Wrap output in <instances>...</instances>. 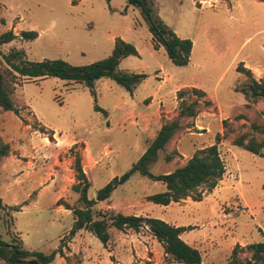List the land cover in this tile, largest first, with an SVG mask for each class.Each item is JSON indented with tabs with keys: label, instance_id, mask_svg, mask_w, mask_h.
<instances>
[{
	"label": "rangeland",
	"instance_id": "rangeland-1",
	"mask_svg": "<svg viewBox=\"0 0 264 264\" xmlns=\"http://www.w3.org/2000/svg\"><path fill=\"white\" fill-rule=\"evenodd\" d=\"M154 8L179 38L191 40L193 47L186 66L176 67L164 49L152 48L151 35L139 10L128 6L125 0L109 3L104 0H0V35L13 31L14 27L19 33L16 41L0 47L1 55L13 50L22 53L13 63L62 60L71 66H86L109 57L115 39L119 38L132 44L138 56L123 59L118 69L146 76L131 93L110 79L95 81L96 102L83 83L52 77L18 79L12 101L21 107L24 119H32L25 106L34 111L38 121L49 128L50 132L46 133L49 139L55 131L63 144L79 143L59 158L66 162L61 168L66 185L75 176V158L79 156L80 163L83 160L80 144H86L87 154L92 159L91 165H85L90 184L87 196L94 200L100 189L128 172L143 155L157 132V121L149 132L144 121L156 115L160 104L163 106L160 121L169 122L178 114L181 104L199 100L197 117L181 121L183 131L167 148L173 160L164 162L165 155L159 152L148 171L152 175L172 172L185 162L177 155V148L183 156L189 157L195 149L211 146L218 138L224 144L220 146V153L225 157L229 173L227 182L219 184V189L209 195L199 188L205 196L197 204H192L189 198L162 206L148 202L146 197L165 192L164 184L133 173L124 185L113 190L104 204L114 208V215L190 226L192 230L186 233V239L199 243L201 264H230L234 248L231 245L235 242L249 245L263 240L258 226L264 231V159L234 146L233 141L241 136L245 143L250 139L264 140V101L246 99L242 91L248 87L250 79L237 71L243 65L262 73L264 79V0H154ZM22 32H33L36 37L24 41L20 39ZM3 67L6 65L0 56V69ZM182 87H195L206 96L197 98L190 93L179 100L174 93ZM95 104L106 116L94 110ZM9 115L13 127L22 120L20 115ZM223 121L227 123L224 127ZM32 127L42 133L36 123ZM23 144L25 155L39 162L37 176L47 174L51 165L45 166L41 156L55 154L56 149L50 146L46 149L39 138ZM227 148H230L228 154ZM6 178L1 172L3 205L23 206L18 213L7 208L0 211V239L8 244H19L28 251L50 254L61 248L62 252V247H67L70 240L73 216L60 211L55 206V198L60 194L76 206L77 195L64 188L58 173L52 182L44 185H39L38 181L25 182L23 191L9 189L12 181ZM241 198L247 208H243ZM99 213L110 217L108 212ZM108 232L113 238L109 244L112 250L113 242L121 239L132 245L133 238L136 243L141 241L144 246L152 244V247L156 240L147 228L140 229L137 238L134 237L138 232L133 230L111 228ZM17 233L24 236V245ZM76 238L87 240L99 256L106 254L107 246L104 248L87 232L80 231ZM162 253L157 244L147 253L149 260L142 258L141 251H129L124 263L178 264ZM116 255L111 257L115 262ZM239 257L245 260L250 254L243 251ZM78 258H69L66 264H76ZM0 264H4L2 260ZM52 264L61 262L55 260Z\"/></svg>",
	"mask_w": 264,
	"mask_h": 264
},
{
	"label": "trees",
	"instance_id": "trees-1",
	"mask_svg": "<svg viewBox=\"0 0 264 264\" xmlns=\"http://www.w3.org/2000/svg\"><path fill=\"white\" fill-rule=\"evenodd\" d=\"M104 1L109 3L111 0ZM125 1L128 6L139 10L141 18L151 35L153 49L163 48L173 65L176 67L186 66L190 60L193 44L189 39H180L173 30L164 24L154 8V0ZM35 37L36 34L33 32H22L20 34V38L24 41L33 40ZM17 38L12 30L2 33L0 35V47L12 43ZM21 55L22 53L14 50L8 55H1L0 52V56H2L6 65V67L0 69V114L13 112L18 115L12 101L18 79L43 80L52 77L63 81L83 83L90 89L94 102H96L94 83L99 79H110L131 93L146 78L143 74H130L118 69L123 59L138 56V52L132 44L119 38L115 39L109 57L81 67L71 66L62 60L13 63V59H18ZM237 71L245 74L250 79L248 87L242 91L246 99H252L253 101L262 99L264 101V80L256 81L251 71L245 69L243 65L238 67ZM190 93L197 96V98H205L206 96L203 91L197 88H183L177 92V98L182 100L185 95ZM206 105H209V102H206ZM94 110L106 115L96 104ZM199 110V100L190 104H181L178 114L173 120L162 125L144 154L131 169L100 189L94 200L88 199L87 193L90 184L82 170L80 157L77 156L73 167L75 184L71 187V190L78 195L77 205L72 207L61 200L58 201L59 205H63L65 209L72 211L74 222L68 234V239L71 240L78 231L84 230L91 233L102 245H106L110 238L108 230L111 228L118 231L130 229L135 232L147 228L148 232L161 245L166 257L178 264H201L200 252L180 239L182 233L192 230L191 227H175L158 219L131 215L110 214V217L107 218L95 209L97 202L107 201L113 190L125 184L133 173H139L143 177L165 185V192L146 197L148 202L156 205L167 206L187 198L200 202L203 198V192L199 191L201 187L205 189V193H211L225 173L224 163L220 158L217 147L219 144L218 138L215 144L197 150L183 166L176 168L169 174L152 175L148 171V167L156 162L159 152L165 155L164 160L166 162L172 161L173 158L167 148L183 131L184 127L181 125V121L196 118ZM226 125V121H223L222 126ZM253 129H258V127H253ZM262 132H264V127ZM42 133H44L43 130ZM244 141L245 138L241 136L233 141V145L264 158V140L256 142L254 139H250L246 143ZM10 153L9 144L5 143L0 137V168L2 160L8 157ZM22 206L6 207L0 199V211L7 208L16 213L21 211ZM243 251L249 253L250 257L245 260L240 259L239 254ZM57 255L63 257L61 248L50 254H44L25 250L19 244H8L0 239V260L4 264H51ZM230 264H264V241L249 244L245 247L235 246L231 253Z\"/></svg>",
	"mask_w": 264,
	"mask_h": 264
},
{
	"label": "crops",
	"instance_id": "crops-1",
	"mask_svg": "<svg viewBox=\"0 0 264 264\" xmlns=\"http://www.w3.org/2000/svg\"><path fill=\"white\" fill-rule=\"evenodd\" d=\"M13 31H14L13 33L19 38V33L16 31L15 27L13 28ZM152 48H153V46H152ZM160 49L161 48H159L158 50H155V51H159ZM245 69H247V68H245ZM248 70L251 71V73L253 75V78L255 77L254 79L256 81L264 80V79L261 78L262 73L257 72V71H255L253 69H248ZM126 72L130 73L128 71H126ZM130 74H132V73H130ZM263 74H264V72H263ZM183 88H195V87H182L181 89H183ZM181 89H176L175 93L174 92L173 93L177 94V92L180 91ZM25 107L30 112L32 119L31 120L29 118L24 119L23 118L24 115L22 114V111L20 110L21 107H17V105H15V108L18 111V116L20 115L19 117H22V120H19V123H18V125L16 127L12 126L11 119H10L11 117L9 115V114H14L13 112H4V113L0 114V136H1V138L3 139V141L5 143L9 144L10 149H11L10 156H8V157L3 159V162H2L1 168H0V173L1 172L4 173L5 176L7 175L6 179L12 181L11 183L8 184V188L11 189V187H12V188L17 189L18 191L19 190L23 191L24 183L28 182V181H31V182L32 181H38L39 185H44L47 182L48 183L52 182L54 177H55V175L58 173L62 177V183L64 184V188L71 189L72 185L75 184V180H74V178H72L71 180H69L70 184L66 185V179L64 178L65 176L64 177L62 176L63 175V171L61 170L63 164H65L66 162L65 163L61 162L59 160V158H61V157L63 158V155L68 150H70L72 147H74L76 145H79V143L72 142V143H70L68 145L63 144L62 141H60L58 139L57 133L55 131L51 132L52 139L50 140L48 138V134H46V133L50 132L49 128L47 129L44 125H42V123H40L38 121V118L36 117L34 111L30 107H28V106H25ZM161 107H163L162 104H160V108L158 109L156 115L152 119H148V120L144 121L145 122V129L147 130V132L151 131L152 125L155 123V121H157V130H156L157 132H155L152 140L155 138L156 134L158 133V131L160 130L162 125L167 123V122H161L160 121L161 117H162L161 114H163V111H161ZM242 122H245V121L242 120ZM33 123H36L37 127L42 129L43 131H45V133H39L37 130H34L33 127H32ZM35 138H39V142H43V144L46 145V149H47V146H50V147H54L56 149V151H57L55 154H50L48 156H41V160L45 163V166L48 165L49 163L51 165L50 166L51 169L48 168L49 171L44 176L43 175L37 176L35 171H36V167L39 164V162L36 159H34V157H30L29 155L26 156L25 155L26 154L25 153V149L23 148V146H24L23 143L26 140H29V142L31 143V142L35 141ZM152 140L150 141V143L152 142ZM80 145H83V149H82L83 160L81 162V167H82V170H83V172H84V174L86 176L85 165L86 164L91 165L92 164V159L87 154L88 147L86 146V144L82 143ZM223 145L224 144L222 143V140H220V142L217 145V147H218V151H219V154H220V158L222 159V161L224 163L225 173L223 174L221 180L218 182L216 188L212 192H215L216 190H218L219 189V184H221V183L224 184L225 182H227V179H228V174L229 173H228V170H227V167H226V164H225V157L223 158L221 153H220V146H223ZM231 147H233V146H231ZM203 148H205V147H203ZM230 148H227L226 154H228L230 152L229 151ZM200 149H202V148L195 149L193 151L192 155L195 153V151L200 150ZM177 151H178L177 155L183 157L184 160H185V162L181 165V166H183L192 157V155L189 156V157H186V156H183L180 153L179 148H177ZM251 155H254V154H251ZM254 156H256V155H254ZM256 157H259V156H256ZM164 162H166V161L164 160ZM93 163L95 164L96 162H93ZM166 163H169V162H166ZM45 166L43 165L44 168H45ZM169 173H171V172H169ZM169 173H167V174H169ZM209 194L210 193H207V195H209ZM204 196H203V198H204ZM77 197H78V195H77ZM187 199H189V198H187ZM241 199H242L241 202H242L243 208H247V205H246L244 199L243 198H241ZM60 200L63 201L64 203L72 206V207H73V205H72L73 202H70L67 198L65 199L60 194L55 198V206L58 207L59 210L64 212L65 214H67V215L71 214L72 215V211L71 210H67V209H65V207L63 205H59L58 204V201H60ZM107 201H105V202H107ZM105 202H97V204L95 206L96 211H98V212L99 211H101V212H105L106 211L109 214H113L114 208L110 204H104ZM180 202H178V203H180ZM197 203H199V202H195V201L192 200V204H197ZM16 213H18V212H16ZM73 222H74V219H73ZM72 225H73V223H72ZM175 227H186V226L175 225ZM258 229H259V231H260V233L262 235V238H263L262 242H263L264 241V231L259 226H258ZM128 230H130V229H128ZM80 231H84V230H80ZM80 231H78L74 235V237L66 243L67 247H62V252H63L62 255H63V257H61L60 255H57L55 257V260H59V262H61V264H66V260H68L69 258H72L74 256H78L79 258L76 260V264H125L124 263V259H126L127 252H129V251H130V253L133 252V250L136 251V253H138V251H141V252H143V257L142 258L143 259L146 258L147 260H149L148 257H147V253L149 252V250H150V252H152V249H154L156 247V244L159 246V248L163 252V249H162L161 245L156 240H155V244L152 247V244H150L149 246H144L141 241L136 243V242L133 241V238L131 240V242L133 243L132 245H130V242H128V243L125 242L124 239L119 240V241H121L120 243H119V241L113 242V245L115 244V246H113L114 250H112L111 249L112 247L109 244L112 243V239L113 238L109 234V236H110L109 242L106 245H103V247L104 246L108 247V248L106 247L107 249L104 247L105 250H106V254L104 256H99L96 250H92L91 249V246L89 245L87 240H85V239H77L76 238L80 234ZM108 231H110V229ZM124 231H126V229ZM85 232H87V231H85ZM187 232L182 233L180 235V239L182 241H184L187 245H189L190 247H192L194 249L199 248V246H198L199 243H196V241H190V240L186 239V233ZM87 233L92 235L89 232H87ZM19 235H20V233H17V236H19ZM137 237H140V233L139 232L136 234V236L134 238H137ZM19 238H20V240L22 241V243L24 245V243H25L24 236L20 235ZM63 238H64V236L62 238H60V240H62ZM136 240H138V239H136ZM235 243L236 244H233L231 246L235 247V246L238 245L240 247H245V246L248 245V244H246L244 242H241V241L235 242ZM135 249H137V250H135ZM114 253H117L116 257H114V259L117 260L116 262L111 259V257L114 255ZM162 254L164 255V253H162ZM200 254H201V252H200ZM55 260L53 261V263L55 262ZM202 260H203V258H202Z\"/></svg>",
	"mask_w": 264,
	"mask_h": 264
},
{
	"label": "built area",
	"instance_id": "built-area-1",
	"mask_svg": "<svg viewBox=\"0 0 264 264\" xmlns=\"http://www.w3.org/2000/svg\"><path fill=\"white\" fill-rule=\"evenodd\" d=\"M106 212V211H105ZM105 212H103V213H105ZM106 217V216H105Z\"/></svg>",
	"mask_w": 264,
	"mask_h": 264
}]
</instances>
